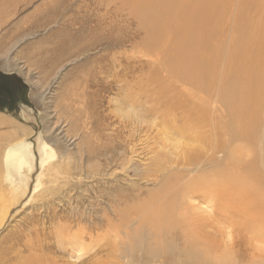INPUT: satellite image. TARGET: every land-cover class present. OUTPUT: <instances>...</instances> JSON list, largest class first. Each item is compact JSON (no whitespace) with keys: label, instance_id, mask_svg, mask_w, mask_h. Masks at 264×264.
Masks as SVG:
<instances>
[{"label":"bare ground","instance_id":"1","mask_svg":"<svg viewBox=\"0 0 264 264\" xmlns=\"http://www.w3.org/2000/svg\"><path fill=\"white\" fill-rule=\"evenodd\" d=\"M96 2L97 5L95 3L93 6L96 8L99 4L107 15H128L136 21L138 32L142 35L138 46L145 53L155 56L160 66L151 67L152 71H146L144 79L141 77L140 94L144 99L141 97L140 103L148 102L152 98L146 90V85L148 78L156 76L159 86L167 87L159 93L163 103L172 107L178 102L185 103L182 113L187 123L174 127L177 134L191 136L185 139L192 141L177 145L181 152L180 160H170L165 166L160 164L155 169L157 177L161 173L163 177L155 179L157 189L147 190L144 197L138 195L122 198L118 204L113 200L117 188L111 186L107 191L108 210L101 215L102 224L99 223L100 227L108 228V232L105 237H95L88 233L92 242L99 238L102 241L99 243L106 245L85 260L87 254L82 253L83 250L79 246V264H99V260L103 259L100 254L105 252H108L104 254L108 262L102 261L104 264H242V260H248L249 264H264V0ZM49 9L50 5H47L44 13L47 14ZM60 12L57 7L52 10L50 20L56 19ZM98 27L99 25L88 27L78 20L65 25L66 39L61 40L54 34L56 38L52 39V47L36 48L34 54L30 55L29 62L32 57L40 58L30 62L29 66L41 68L46 59H52L51 56L57 58L59 53L62 57L60 61H65L72 53L75 57L86 50H95L101 42ZM114 30L111 23L106 26L105 36L109 45L126 43V38L118 37ZM100 57L101 55L93 57L92 63L102 66ZM113 58L115 60V57ZM114 60L110 59V65H106L115 66L117 63ZM128 66L127 75H130ZM94 76V72L87 69L79 76L78 81L63 90L66 107L63 110L61 104L57 103V108L61 106L63 113L73 112L77 116L76 119L72 117V121L62 127L65 133L80 134V117L94 115L99 110L98 107L96 110L95 106H89L84 108L83 113L81 107L83 99H89L84 91L81 92L84 90L81 83L89 81L93 84ZM80 80L82 82H79ZM99 85L98 87H101V83ZM129 85L130 83L126 84L127 87ZM169 88L175 91L172 97L168 94ZM127 91L128 102L134 103L137 100L136 95L131 89L127 88ZM72 101L76 105L74 111L69 105ZM3 117L8 116L4 114L3 120L0 117V129L12 127L8 132L0 131V175L7 169L6 180L17 162L20 166H28L31 147L35 142H30L32 133L20 138V134H26L28 131L22 129L21 124ZM58 118L62 119L60 116ZM16 124L20 125L19 128ZM164 124L170 126L168 120L164 121ZM99 125L100 123L97 127ZM72 138L80 140L79 135ZM116 141L117 138H114L105 143L104 147L106 150H114L116 155L120 152L121 155L124 143L120 144L121 147H116ZM2 147L6 149L3 150ZM93 150L91 146H87L85 150L87 156H92H88L89 160L98 158L99 151L96 150V153ZM106 150L102 151H105L104 155L107 156ZM51 165H43V168L44 174L47 173L45 176L50 174L52 183L63 177V172L66 176L73 173V170H65V165L55 164V167L49 169ZM89 168L94 170L95 174L102 173L100 166L89 164ZM28 180L24 182L23 197L20 201L31 192ZM39 180L37 177V185L32 193L39 192L42 185ZM82 199L90 200L85 196ZM0 202L4 205L6 199L2 198ZM50 210L47 209L46 213ZM11 216L12 210L8 208L0 216V227ZM81 218H84V214L78 218L79 223ZM223 225L231 228L230 235ZM56 233L59 239H54L57 238L60 244L65 242L62 236H71L72 240L78 241L86 235L85 232L71 233L70 228ZM29 246L34 245H27ZM41 249L42 247L31 248V254L25 264H55V261H46L45 257L33 252Z\"/></svg>","mask_w":264,"mask_h":264},{"label":"rangeland","instance_id":"2","mask_svg":"<svg viewBox=\"0 0 264 264\" xmlns=\"http://www.w3.org/2000/svg\"><path fill=\"white\" fill-rule=\"evenodd\" d=\"M95 3L97 5L96 0H0V81L7 83L6 88L0 87V106H3L0 117L2 119L5 114L11 118L3 117L4 119L7 118L14 123L21 124V128L28 132L20 134L19 137L22 138L32 133L29 139H31L30 142H35L31 147V158H28L31 167L29 164L20 166L17 162L13 166V172L8 175L9 179L5 180L7 169L4 171L5 175H0V201L2 198L6 199L4 205L0 202L2 203L0 204V216L8 208L12 210L11 218H8L0 227V264H25L31 254V248L36 247L43 249L33 251L36 255L45 257L46 261H55V264H79L77 253L79 246L83 250L82 253L87 254L84 260L94 256L98 249L101 251L106 244H100L99 242L102 243V241L99 238L92 242L88 233H92L95 237H105L108 232V228L100 227L99 223L102 224L103 216L101 215L108 210L107 191L111 186L117 188L115 189L117 195H113V200H116L118 204L122 198L138 195L144 197L147 190L157 189L155 179L163 177V173L157 177L155 169L160 164L165 166L170 160L177 161L181 157L178 146L192 141L187 140L189 139L187 137L191 136L177 134L174 127V125L180 127L187 123L182 113L185 103L178 102L177 105L174 103L177 108L175 105L172 107L163 103L159 93L167 87H160L158 80L155 79L156 76L148 78V85H146V90L152 98L148 102L140 103L142 98L144 99L140 94L142 86L140 79H144L146 71L151 72L152 68L160 66L155 56L145 53L138 46L142 35L138 32L136 21L128 15H107L99 4L95 8L93 6ZM47 5H50V9L45 14ZM56 7L61 12L56 19L50 20V13ZM75 20L83 21L88 27L99 25L97 32L101 33V42L96 46L97 48L92 51L86 50L85 53L75 57L72 53L71 57L65 61H60L62 57L59 53L57 58L51 56L52 59H46L41 68L30 67V62H35L40 58L32 57L29 62L30 55L34 54L36 48L50 49L52 39L56 37L65 40L64 26ZM110 23L115 29V35L126 38V43L109 45L105 33L106 26ZM100 55L102 66H96L92 63L94 61L92 58ZM110 59L117 64L113 67L107 66L106 63L110 62ZM126 64L130 66V71H128L130 75H127ZM87 69L92 70L95 76L93 84L89 81L84 83L79 81L82 82L81 87L84 89L81 92L84 91L89 96V99H83L81 107H83V113L84 108L89 106H95L96 110L98 107L99 110L94 115L80 117L79 120L82 121V125L79 126L80 134L79 132L65 133L62 127L73 118L76 119L77 116L73 112L63 113V108L66 107L62 96L63 90L78 81L79 76ZM100 83L101 87H98ZM128 83L130 85L127 87ZM127 88L136 95L135 104L128 102ZM173 92L175 91L168 89L170 97L173 96ZM11 93L15 95L14 102L11 101ZM2 96L4 99L1 98ZM57 103L61 104L63 110L61 106L57 108ZM69 105L74 111L76 106L74 102L72 101ZM10 106L13 107L9 108ZM166 120L169 121L168 125L171 127L164 124ZM171 121L174 122L171 123ZM98 123H100L99 128ZM16 126L20 125L16 124ZM11 128L5 127L0 131L8 132ZM74 135H79L80 140L72 138ZM114 138H117L116 147H121L120 144L124 143L121 155L120 152L116 155L112 149H107V151L104 147L105 143ZM83 146L85 150L87 146H91L94 152L99 151L98 158L89 160L88 156L89 158L92 156L89 154L87 156ZM102 148L107 151V156L104 155L105 151H102ZM2 149L6 148L2 147ZM55 164L65 165V170H73V173L67 175L69 179H66L67 176L63 172L64 176L59 177L57 182H50L52 180L49 178L50 174L45 176L47 173L44 174L43 165L46 167L51 165L49 168L51 169L56 166ZM89 164L100 166L101 175L97 172L95 174V171L89 168ZM37 177L40 178L39 182L42 185L36 194L32 192L37 185ZM26 180L31 186V192L20 201ZM84 196L90 200L82 199ZM80 199L82 200L79 201ZM47 209H51L52 212L50 210L46 213ZM81 214H84V218H81L80 224L78 218ZM222 227L226 228L225 231L229 235L231 234L230 227L226 225ZM64 228H70L71 233L72 231L78 234L85 232V238L74 241L71 236H62L65 242H61V245L57 240L59 236L56 232ZM81 229L84 231L82 232ZM54 237L57 238L54 239ZM30 244L34 246L27 247ZM107 253L100 254L103 259L99 260V264H104L102 261L106 260L104 257ZM241 263L249 264L248 260H242Z\"/></svg>","mask_w":264,"mask_h":264},{"label":"flooded vegetation","instance_id":"3","mask_svg":"<svg viewBox=\"0 0 264 264\" xmlns=\"http://www.w3.org/2000/svg\"><path fill=\"white\" fill-rule=\"evenodd\" d=\"M5 80H7V79H5ZM3 81H4V80H3ZM6 84H7L6 82H1V81H0V87H1V88H6ZM0 90H1V89H0ZM1 94H3V93H1ZM11 94H12V93H11ZM1 98L4 99L3 96H2ZM11 101H13V102L15 101V95H14V94H12ZM12 107H13V106H10L9 108H12ZM2 109H3V106H0V111H2ZM7 110H8V108H7Z\"/></svg>","mask_w":264,"mask_h":264}]
</instances>
